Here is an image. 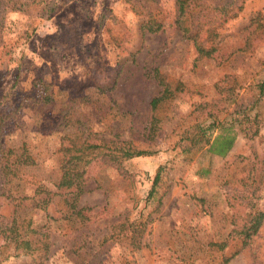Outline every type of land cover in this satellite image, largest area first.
Returning a JSON list of instances; mask_svg holds the SVG:
<instances>
[{"label":"rangeland","instance_id":"1","mask_svg":"<svg viewBox=\"0 0 264 264\" xmlns=\"http://www.w3.org/2000/svg\"><path fill=\"white\" fill-rule=\"evenodd\" d=\"M176 1L0 0V111L20 104L1 138L35 159L0 174V264H264V0H202L236 13L202 27L209 57ZM155 69L171 96L152 111ZM75 135L99 146L76 200L58 186Z\"/></svg>","mask_w":264,"mask_h":264},{"label":"trees","instance_id":"2","mask_svg":"<svg viewBox=\"0 0 264 264\" xmlns=\"http://www.w3.org/2000/svg\"><path fill=\"white\" fill-rule=\"evenodd\" d=\"M176 9L177 18L175 23L178 29L180 30L183 38L194 43L196 51L200 57H209L214 52L213 48L204 47L200 41L202 40L200 37L201 31L203 30L202 27L208 24L210 28L205 32L207 33V36L216 35L214 33V25L216 22H218V25H222L228 19L234 18L236 15V13H234V6L228 5L227 7H224L221 17L209 16L207 14L206 5L202 2V0H177ZM145 29L152 33L161 29V26L151 20L145 25ZM152 77L161 88L159 95L153 98L150 103L151 109L154 111L162 101L171 96V92L160 78L156 69L153 71ZM32 86L35 94L33 99L39 104L42 103L40 108L41 110L45 109L47 105L52 102L50 84L45 83L41 78H36L32 82ZM19 108L20 104L15 109L10 110L7 113L0 111V174L5 182L18 178L19 172L23 168L33 166L35 164V159L26 144H21L18 147H8L1 138V133L4 129L6 121H8V118L14 115ZM33 109L37 110L36 107H33ZM72 140L73 141L70 142V145L66 147V149H63L64 151H68L72 154L69 156L64 155V160L61 165L62 176L58 186L60 188H74L72 195L76 200L85 191L83 184L80 182V178L83 174L84 166L89 161L87 157L88 155L86 154H88L89 151L91 152L93 149H97L99 146L87 145L76 135L72 137ZM230 146L231 140H228L224 143L223 148L217 151L218 154L224 155ZM125 156L128 158L132 157L129 153L125 154ZM70 167L72 168L70 169ZM158 177L159 176L156 175L155 181ZM253 220L251 229L256 231L264 220V212H257ZM27 246V248H30L29 244Z\"/></svg>","mask_w":264,"mask_h":264}]
</instances>
